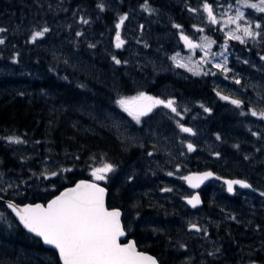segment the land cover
I'll use <instances>...</instances> for the list:
<instances>
[{"label":"trees","instance_id":"16d2710c","mask_svg":"<svg viewBox=\"0 0 264 264\" xmlns=\"http://www.w3.org/2000/svg\"><path fill=\"white\" fill-rule=\"evenodd\" d=\"M99 1L105 6L103 11L97 7ZM184 1L148 0L147 6L155 9L149 12L141 7L145 0H0V28L5 29L0 32V39L5 41L0 44V177L17 178L22 187L20 193L0 191V197L17 203H44L77 180L101 182L92 175L93 169L111 163V173L117 171L122 180L115 187L114 178L103 181L108 190L106 204L122 211L125 229L135 237L138 248L153 254L161 264L186 263L191 247L201 242L188 236L187 225L196 220L211 224L210 231L217 226L228 264H234L236 259L244 261L248 254L260 260L264 257V198L258 197L256 205H238L234 195L219 192V207L214 205V198L206 197L201 207L204 216H198L200 208L191 209L182 202V196H186L183 179L172 183L173 179L160 170L152 176L146 173L147 165L159 166L158 159L174 155L167 147L156 155L150 136L135 122L123 121L124 114L115 103L135 88L151 96H166L162 87L171 84V94L178 96L176 99L194 102L186 106L184 116L192 134L201 133L203 138L201 143L193 139L194 154L190 155L188 171L215 170L217 176L244 179L264 193V142L258 139L262 132L259 136L251 134L237 107L215 96L219 90L211 85L214 76L188 75L183 81L157 70L172 53V42L178 41L175 25H181L188 36L195 32V22H201L204 28L196 34L210 36L217 30L208 26L212 23L206 12L197 6L194 9L199 15L195 20ZM125 14L127 19L120 29L125 43L116 48L115 24ZM82 18L88 23H83ZM132 19L134 27L129 32ZM45 27L49 31L33 42V32ZM77 32L82 35L77 36ZM220 36L219 30L218 40L233 45L229 48L227 80L245 76L250 62H262L264 35L257 36L254 42L248 40L247 45ZM113 56L121 63L116 64ZM146 59L153 66L145 64ZM236 59L240 62H234ZM260 74L264 76V70ZM220 91L230 94L226 87ZM113 119L116 125H126L111 135L107 128ZM157 125L161 128L156 143L166 145L162 139L170 136L179 144L172 122L164 120ZM161 131L169 136L159 135ZM114 134L124 135L123 139L131 137L136 144H124ZM12 136L26 142H10L7 138ZM145 142L150 145H138ZM183 156L187 160L186 152ZM194 158L199 159L193 161ZM46 171L58 175L45 179L41 173ZM213 183L217 190L221 188L218 181ZM0 213L7 214L13 224L10 232L2 226L9 224L7 219L0 220V264H59L53 250L23 230L2 202Z\"/></svg>","mask_w":264,"mask_h":264},{"label":"snow or ice","instance_id":"6c2138e0","mask_svg":"<svg viewBox=\"0 0 264 264\" xmlns=\"http://www.w3.org/2000/svg\"><path fill=\"white\" fill-rule=\"evenodd\" d=\"M245 8L254 9L259 13H264V0H239ZM148 5V0L141 5L145 11H155ZM203 9L207 12L208 19L211 23H217L216 16L214 15V8L211 4L207 3L206 0L203 3ZM101 11L104 9V4L100 3L97 5ZM190 11H197V9H190ZM244 12L237 11L235 17H229L228 23L236 24V30L229 33V36L233 40H238L241 43H246V38L255 39L257 36L264 35V25L260 23L252 24L251 22L246 23L242 32L243 35H237L236 33L241 31V25L238 23L243 17ZM127 19V15L119 17L118 22L115 24L116 29V48H121L124 45V40L121 39L120 29ZM82 22L87 24L88 20L82 18ZM178 29L181 25H175ZM261 31H257V30ZM5 29L0 28V32H4ZM49 31L48 28L35 31L32 34L31 40L35 42L38 38H41ZM77 36L82 35L77 32ZM181 39L185 41L189 48L200 47L191 42L188 36H185L181 32ZM206 43L203 45L205 48H210L211 44L214 43L211 40L205 38ZM5 41L0 39V44ZM95 47V45H90ZM207 55V53H206ZM223 58L222 63H216L215 68L220 69L222 72H229L230 69L227 67V55L225 52L218 54ZM116 64H120L121 61L115 56L112 57ZM173 60H177L178 67L188 68L189 71L194 69L188 67L187 64L180 63L177 56L172 57ZM264 60V56L261 57ZM248 63V61H244ZM195 74H200L196 72ZM204 75L213 74L204 72ZM235 83L239 84L240 80H236ZM220 95L221 99L230 101L232 105L240 108L244 101L240 99L231 98L229 95ZM121 109L128 113L137 123H140L141 117L147 116L157 106H164L176 113L177 116L180 112L177 110L176 102L173 99H160L140 92L138 95L133 97L121 96L115 102ZM187 111V109H185ZM205 111L210 109L205 108ZM248 112L253 117H258L264 120V108L260 110L250 108ZM246 113L241 112V115ZM180 130L185 133H191L192 129L185 127L177 121ZM118 127V124L115 125ZM258 135V133H253ZM219 139V137H217ZM10 142L25 143L19 137H8ZM189 152L194 151L193 144H187ZM152 155V153H149ZM219 155V153H216ZM114 166L111 163H104L101 167L94 168L92 175L96 180H105L106 173L112 172ZM44 175V178H49L48 175ZM51 176L58 175L57 172H51ZM172 175V173H168ZM212 172H205L202 174H194L191 176L183 177L193 188L199 187L200 183L209 177L213 176ZM227 191L232 193L234 191V185H239L242 188H251L252 185L242 180H228L226 181ZM2 190V189H0ZM164 191H171V189H164ZM104 194L105 189L100 187L98 184L81 181L74 188L67 189L61 193L60 196L50 201L47 206L40 204L25 205L23 208L18 207L13 202H7V207L15 212V215L19 218L23 226L31 233L42 238L43 242L48 245H52L59 254L62 264H157L156 260L152 257L145 256L144 254L137 252L135 244L129 242L122 244L119 242V238L125 235L124 229L120 224V212L119 210L113 209L109 211L104 205ZM264 196V193H261ZM3 198L0 197V200ZM199 195H193L188 199V203L193 207L200 204ZM3 213H0V220H5ZM196 228V225H192ZM197 231L199 229L197 228Z\"/></svg>","mask_w":264,"mask_h":264},{"label":"rangeland","instance_id":"374dc122","mask_svg":"<svg viewBox=\"0 0 264 264\" xmlns=\"http://www.w3.org/2000/svg\"><path fill=\"white\" fill-rule=\"evenodd\" d=\"M210 1L211 0H206V2H210ZM227 1H229V0H227ZM201 2H202V4H200ZM204 2H205V0L204 1H202V0H187V2L185 1V3H187L186 4V9H189V10L190 9H194L196 6L198 8L203 9L202 5H203ZM218 2H219V0H212L210 2V4L214 8V15L216 16L217 23H215V24L212 23L211 25L210 24L208 25V26H211V27H214L215 29H217V31H215V32L211 31L210 36H208L206 34H196L194 31H193V33L190 34L191 36H188V35H185V32H183V34L185 36L189 37V39L191 40V42L193 44L201 45L200 47L189 48L184 42L181 41L182 40L181 39V32L182 31H181L180 28L179 29L177 28L178 41H177L176 44L174 42H172V44H173L172 45V50L173 51H171L172 53L169 54V57L167 58V60L165 62H163L160 65V67L157 68V70L159 72H162V73L169 72V73H171L173 75L174 78H176L178 80H183V81L187 80V78L189 77L188 75H191L193 77L194 76L195 77H199V76L201 77L204 72L215 73V75L208 74V75H204L202 77L210 76V75L214 76V78H212L213 80H212V84L211 85L213 86V88L215 90L218 89L219 93H221V95H229L231 98L234 97L235 99H240V100L244 101L242 106L240 108H237V110H239L238 112H240V113L241 112L246 113L245 114L246 116L248 115L247 117L245 115H242V118L246 117L243 120L244 124H246L248 127L250 125L249 128H251L250 130L253 131L251 134L258 133L257 136H259L261 134V132H262V134L260 135V137L258 139L261 140L262 142H264V120H261L258 117H253L248 112V110L250 108L256 109V110H260L261 108H264V76H262L260 74V70H264V68H263L264 60H261L262 62L255 63V66L257 65L256 67L258 69V74H256V77L246 74L245 76H242L240 78H234L233 79V77H237V75L236 76H231L230 78H228V80H230L232 82V84L237 85V88H235L232 84H229V83L222 84L224 82V79H227L225 77L227 76L228 72L227 73L222 72L220 69H217V68L214 67V65L216 63H222L223 62V58L221 56H219V55H213V54H218V53H221V52H225V54L227 55V62H228L229 61V56H230L229 48L232 49V47H231L232 45L225 43L223 39L218 40V37H216V34L220 30L221 33H222V35L220 37L223 38L224 36L225 37L229 36V33L235 31L236 30V24L228 23L229 17H233L234 18L236 13H237V11L244 12L245 11V7L241 3V5L237 4L235 6V8H236L235 11H230L231 7H229L228 9L227 8L225 9V8H221V7L217 6L219 8L218 9L216 7V3L218 4ZM192 6H193V8H192ZM215 8L217 10H215ZM246 10H247V8H246ZM202 11H204V9ZM255 12L259 13L257 11H255ZM193 14H194L193 18L197 19V16L199 14L196 11H195V13L193 12ZM206 15H207V12H206ZM207 17H208V15H207ZM238 23H240V25H241V31L237 32L236 34L242 36L243 35L242 28L245 25V23L242 20L238 21ZM255 23H260V24L264 25V20L258 19L257 21L253 22V24H255ZM201 24H202L201 22L192 23V25L194 26V29H195L196 32H198L200 30H204L203 27H201ZM128 26H129V29H130L129 32H130L131 29H133V27H134L133 26V19L129 21ZM257 31H261V30L258 29ZM205 38H207L208 40H211V41L214 42V43L211 44L210 48L203 47V45L206 43ZM256 38L252 39V38H246L245 37V40L247 41L246 43H241L238 40H235V41L238 42L239 44L247 45L248 44V40H251L252 42H254V41H256ZM169 40H171V38H169ZM262 40H263V44H264V38ZM181 44H182V48H181ZM260 50H261L260 55L263 56L264 55V53H263L264 49L261 48ZM206 53H207V55H206ZM174 56H177L178 61L180 63L187 64L188 67L194 69V71H189L188 68H185V67H178L177 66V60H173L172 59V57H174ZM244 56H249V55L245 54ZM234 62L239 63L240 61H238V59H236ZM145 64L153 66V62L150 59H148V60L146 59L145 60ZM235 71H237L236 68H235ZM196 72H199L200 74H195ZM217 77H219L220 79H218ZM237 79L240 80L239 84L235 83V81ZM238 86H240V87H238ZM165 87L166 88H164V86L162 87V92L166 93V96H164V97L161 96L160 98L165 99V100L166 99H173L176 102V107H177L178 111L180 112V115L177 116L176 113H174V115H172L173 113L171 114L170 111H168L166 109H163V108L162 109H157V111L156 110L154 111L155 113H152L148 117H144V119L142 120L141 123H144L142 128L145 131V134L150 136V140L149 141H151V145L148 144V146L149 145L150 146H154V149H152V151H155V153L157 155L158 152H162V150H163L162 148L167 147V149H169V152L172 153L174 156H172V157L165 156L164 159H158L159 166H150L149 165L148 170L146 171V173H148V171H149V173H150L149 175L152 176V175H154L156 173L157 170H160L161 173L163 172V174L166 177H168L170 179H173L172 183H177L179 180L182 181L183 177H186V175L190 173L188 171V169H189V165L188 164H189V161L192 160L190 155L192 156L194 154V151L189 152L188 149H183V147H187V144H189V143L192 144L193 143V139L197 140V142L201 143V142H203V138H202L201 133H199L200 135L197 134V136H196V135L192 134L193 132H191V133L182 132L180 130L179 125L177 124V121H179V123L183 124L185 127L188 126L187 119L184 116L185 113L188 110L185 111V109H186V106H188V105H190L191 103H194V102L189 100V99H184V100H181V101H180V99H176V97L171 94V92H174L171 84L167 85ZM225 87L229 90L230 94H224L223 91H220V88H222L224 90ZM139 91H140L139 88H135V90L132 91L133 93H129L127 95H124L123 97L136 96V95H138L140 93ZM135 93H138V94L132 95V94H135ZM217 93L218 92H216L215 96L219 97L220 95H217ZM261 99L263 101H261ZM256 103L259 106H257ZM118 108H120V107L118 106ZM75 109L77 110V108H75ZM164 112H166V113H164ZM167 112H169V113L167 114ZM109 115L110 114H108V112H105V116L107 118H110ZM172 117L174 118V120H172ZM124 120H126V118ZM164 120H168V121L172 122L173 126L177 128L178 131L176 133V136H177L178 140H180L179 144L173 142V140L171 138H169L170 136L167 135V134L165 135L162 131L159 133V135L169 136L168 139H164V138L162 139L166 145L160 144L161 142L156 143V139H157V135H158V130L157 129L161 128V126L158 127L157 124H159L160 122H164ZM191 120H193V117L191 118ZM116 122L117 121L115 119H113V124L111 123V125L109 126L110 128H107L108 133L111 134L114 131L117 133L119 130H121V131L124 130L126 123H125V125L118 124V127H117V126H115ZM164 131H165V128H164ZM174 132H175V130H174ZM165 133H166V131H165ZM185 134H187V135L185 136ZM114 135L116 137L118 135L120 140H119V138H117V139L120 142H124V144L126 142H127L126 143L127 145L134 144V143H132V138L131 137L127 136L125 139H123L124 135H123V137H121L120 134H117V135L114 134ZM142 141L143 140H141L139 142H142ZM138 145L142 146V145H144V143L143 144H138ZM156 147H157V149H156ZM176 147H177V149H176L177 153L174 151V149ZM185 152L188 155L187 160L183 156V155H185ZM198 159L199 158H194L193 161H197ZM43 168L47 169L48 166L46 164H44ZM42 173H44L45 175H48V177L51 176L49 171L42 172ZM168 173H172V175H168ZM0 189H2L0 191H6L7 192L9 190V191H12L13 193H20L22 187L19 184V181H18L17 178L2 179L0 177ZM156 200L158 201V196L156 197ZM196 214L198 216H200V217L204 216V213H203L202 209L198 210L196 212ZM3 215H4V217H6L7 222H9V224H2V226L3 227L7 226V228L10 230V232H13V228H12L13 224H10V221L8 219L9 216L7 214H6L7 216L5 214H3ZM193 224H197L198 226H201L200 222H198L197 220L194 221V222H190L188 224V226L191 227ZM217 225L220 226V224H217ZM196 235H197V233H191L189 231V229H188V236L193 237V236H196ZM201 246H202V244H200V245L196 244V245L192 246L191 249H190L189 255H191V254L194 255L197 249H199V251L202 250ZM187 248H188V245H187ZM248 256L251 257L253 255L252 254H248ZM185 260L189 261V258H186ZM199 262H203V259H199Z\"/></svg>","mask_w":264,"mask_h":264},{"label":"flooded vegetation","instance_id":"af4514ba","mask_svg":"<svg viewBox=\"0 0 264 264\" xmlns=\"http://www.w3.org/2000/svg\"><path fill=\"white\" fill-rule=\"evenodd\" d=\"M212 1V0H211ZM210 1V2H211ZM210 2H207V3H209L210 4ZM223 4H224V6H223ZM237 4H239V5H241V3L239 2V0H232V1H229V2H227V0H219V2H218V4L216 5V6H218V7H222V8H229V7H231L230 8V11H235L236 10V8H235V6L237 5ZM216 9V8H215ZM217 10V9H216ZM241 10V9H240ZM252 12V13H251ZM254 13V14H253ZM244 17L241 19L245 24L246 23H248V22H251L252 24H253V22H255V21H257L258 19H261V20H264V13L263 14H261V13H256L255 11H254V9H250V8H247V10H246V8H245V11H244ZM246 16H248V17H246ZM251 16H254V18H252ZM257 16V17H256ZM249 18V19H248ZM251 19V20H250ZM236 57V56H235ZM253 64V65H252ZM252 75H251V74ZM245 75L247 74V75H250V76H256V74H257V67L255 66V63H250V66H249V70H247V71H245V73H244ZM218 78V77H217ZM218 79H220V78H218ZM224 83H229V84H232V82L231 81H229V80H227V79H224V82L222 83V84H224ZM235 88H237V85H234V84H232ZM144 92V91H143ZM145 94H147L148 96H149V94L148 93H146V92H144ZM162 96H164V95H162ZM153 97H156V98H160V96H158L157 97V95L156 96H153ZM160 99H162V98H160ZM166 109V110H168V108H164V106H158L157 108L158 109ZM156 108V109H157ZM155 109V110H156ZM155 110H153L152 111V113H155L154 111ZM178 110V109H177ZM168 111H170L171 112V110L169 109ZM151 113V114H152ZM150 114V115H151ZM124 115H125V118H126V120H129V121H133V122H135V123H137L131 116H129L127 113H125L124 112ZM149 116V115H148ZM147 116V117H148ZM144 119V117H141V121H140V123L142 122V120ZM143 125H144V123H142L141 125H138V126H140V127H143ZM146 143V142H145ZM135 144V143H134ZM134 144H132V145H130L131 147H133L134 146ZM146 144H148V143H146ZM149 153H152V155H153V152L152 151H149L148 152V155H149ZM152 155H149V156H152ZM146 167H149V165H147ZM124 171V170H123ZM198 171H204V170H198ZM205 171H208V170H205ZM212 171V170H211ZM193 171H190V173H192ZM194 172H197L196 170L194 171ZM111 174V175H110ZM106 175V179H108L107 178V176L109 177V178H114L115 179V183L113 184L114 185V187L116 186V185H118V183L122 180V178H121V174H119L117 171H114L113 173H111V172H109V173H106L105 174ZM221 178V179H220ZM219 178V176H217V179L215 180V179H210L209 181H207L204 185H202L200 188H198L197 190H190V189H187V187H186V185L184 184V181H183V185H184V187H186L185 189H186V191H185V194H186V196H184V197H187V196H192V195H194L195 193L196 194H198L199 196L201 195V200H202V205H203V201H204V199L206 198V197H209V198H211V200H213V198L215 199L214 200V205H220V203H221V196L219 195V192H223V191H226V192H228L227 191V186H225L226 184H225V182L223 181L224 179H226V178H224V177H220ZM223 178V179H222ZM105 179V180H106ZM230 179H232V178H230ZM229 179V180H230ZM236 179H238V180H243V181H246V180H244V179H241V178H236ZM105 180H101V183H103V181H105ZM213 181H218L220 184H221V188L219 189V190H217L215 187H214V183H213ZM247 183H249L248 181H246ZM213 183V184H212ZM222 183H224V184H222ZM250 184V183H249ZM203 186H204V188H203ZM208 187V188H207ZM226 187V188H225ZM235 189H234V191L232 192V193H229L230 194V196H233V195H235V198H236V201L238 202V204H248L249 203V205H252V204H255V202L258 200V197H260V198H264V196H262L261 195V192H259V191H257L255 188H253V187H251V189L250 188H241V187H234ZM107 189V188H106ZM200 189V190H199ZM211 189V190H210ZM243 189V190H242ZM202 190V191H201ZM108 191V190H107ZM192 192V193H191ZM210 192H213V194H212V196H208L209 194H210ZM237 192V193H236ZM241 192V193H240ZM188 193V194H187ZM242 195V196H241ZM238 196V197H237ZM216 197V198H215ZM184 199V198H183ZM183 199H182V201H183ZM184 202V201H183ZM202 205L201 206H199V208L201 209V207H202ZM219 207V206H218ZM197 225V224H196ZM201 226H200V229H199V226L197 225L196 227L199 229V231H197V228H193V229H191V230H189L191 233H197V235L196 236H193V237H197V238H199L200 240H201V242H198V243H195V245L196 244H202V250H200L199 251V249H197L196 250V252H195V254L193 255V254H191V255H189V254H187L186 255V258H189V261H186L185 260V262L186 263H184V264H209L210 262V264H228L225 260H226V258H225V255L223 254V242L222 241H220V240H218V236H220V234H219V229H217V231H216V229L215 228H217V226L214 228V230L213 231H210L209 230V225H211V224H200ZM217 225V224H216ZM236 227H240L241 225H245L246 226V224H234ZM221 226V225H220ZM219 226V227H220ZM189 227V226H188ZM189 229V228H188ZM208 229V230H207ZM216 231V232H215ZM207 236V237H206ZM133 238L134 240H135V237L133 236V235H131V236H127V239H126V241L129 239V238ZM193 237H191V239L193 238ZM206 237V240L207 241H205L204 240V238ZM213 242V243H212ZM209 245V246H208ZM213 246V247H212ZM190 252V251H189ZM214 253V254H213ZM216 255V256H215ZM199 259H203V262H199ZM240 260V259H239ZM238 259H236L235 260V263L234 264H264V257H261L260 258V260L259 259H257V257H255L254 255L253 256H251V257H249L248 255H246L245 256V259H244V261H239ZM205 262V263H204ZM223 262V263H222ZM180 264H183V263H180Z\"/></svg>","mask_w":264,"mask_h":264},{"label":"water","instance_id":"95a60500","mask_svg":"<svg viewBox=\"0 0 264 264\" xmlns=\"http://www.w3.org/2000/svg\"><path fill=\"white\" fill-rule=\"evenodd\" d=\"M205 172H212L211 170H208V171H197V172H192V173H189L188 175H186V176H191V175H194V174H202V173H205ZM213 173V172H212ZM214 175L213 176H211V177H209L208 179H206V180H204L202 183H200V185H199V187H197V188H193L185 179H184V184L186 185V187H188L189 189H191V190H197L198 188H200L202 185H204L207 181H209L210 179H217V176L215 175V173H213ZM229 179H224L223 181L225 182V184H226V181H228ZM231 180V179H230ZM81 181H86V182H89V183H95V184H98L100 187H102V188H104L105 189V194H104V205H105V207L109 210V211H111V210H113V209H116V210H119V212H120V224H121V227L124 229V227H123V223H122V213H121V210L119 209V208H109L108 206H107V204H106V199H107V189L103 186V185H101V184H99V183H97V182H94V181H91V180H86V179H81V180H77V181H75L73 184H71V185H68V186H66V187H64V188H62L61 190H59V192L56 194V195H54L53 197H51L50 199H48L46 202H35V203H17V202H15L14 200H12V199H2V200H0L5 206H6V208L10 211V213L14 216V218L16 219V221L18 222V224H19V226L23 229V230H25L27 233H30L31 235H33V236H35L36 238H38L39 239V241L41 242V244L45 247V248H49V249H51V250H53L55 253H56V255H57V259H58V262H59V264H62V261H61V259H60V257H59V254H58V251L52 246V245H48V244H45L44 242H43V240H42V238H40V237H38V236H36L34 233H31V232H29L24 226H23V224L20 222V220H19V218L15 215V212H13L11 209H9L8 207H7V202H9V201H11V202H13L15 205H17L18 207H20V208H23L25 205H29V204H31V205H35V204H40V205H43V206H47V204L50 202V201H52L53 199H55L56 197H58V196H60L61 195V193H63V192H65L67 189H70V188H74L78 183H80ZM243 181V180H242ZM226 186H227V184H226ZM233 187H240L239 185H234ZM242 188V187H241ZM251 189V188H250ZM194 195H198V194H194ZM193 196V195H192ZM192 196H189V197H186V198H184L183 199V201L191 208V209H195L196 207H199V206H201L202 205V200H201V198H200V204H198L197 206H195V207H193L191 204H189L188 203V199H190ZM200 197V196H199ZM193 227L191 226L190 227V229H192ZM125 231V230H124ZM126 238V232H125V235L124 236H122V237H120L119 238V242L120 243H122V244H127V243H129V242H133L134 244H135V248H136V251L137 252H140V253H142V254H144L145 256H149V257H152V258H154L155 260H156V262H157V264H160L159 262H158V260H157V258L154 256V255H152V254H150V253H148V252H144V251H140V250H138V248H137V246H136V243H135V241L133 240V238H129L127 241H125L124 242V239Z\"/></svg>","mask_w":264,"mask_h":264},{"label":"bare ground","instance_id":"6f19581e","mask_svg":"<svg viewBox=\"0 0 264 264\" xmlns=\"http://www.w3.org/2000/svg\"><path fill=\"white\" fill-rule=\"evenodd\" d=\"M202 1H204V0H202ZM230 1V0H229ZM229 1H227V2H229ZM232 1V0H231ZM234 1V0H233ZM237 1V0H236ZM185 2V1H184ZM186 2H187V0H186ZM97 3H100V1L99 2H97ZM116 3V2H115ZM189 3V2H188ZM181 4H182V2H181ZM187 4V3H186ZM190 4V3H189ZM188 4V5H189ZM195 4V3H194ZM200 4H202V2L200 3ZM121 6V5H120ZM223 6H224V4H223ZM105 7V6H104ZM115 7V6H114ZM217 7V6H216ZM125 8V7H124ZM188 8V7H187ZM192 8H193V6H192ZM196 8V7H195ZM218 8V7H217ZM222 8V7H221ZM219 9V8H218ZM125 10V9H124ZM123 10V11H124ZM187 10H189V9H187ZM216 10V9H215ZM222 10V9H221ZM107 11V10H106ZM112 11H114V10H112ZM116 11V10H115ZM139 11V10H138ZM197 12V11H196ZM217 12V11H216ZM106 13V12H105ZM195 13V12H194ZM252 13V12H251ZM116 14V13H115ZM254 14V13H253ZM261 14H263V13H261ZM111 15H113V14H111ZM117 15V14H116ZM191 15V14H190ZM194 15V14H193ZM264 15V14H263ZM205 16V15H204ZM194 17V16H193ZM246 17H248V16H246ZM252 18H254V16H251ZM257 17V16H256ZM204 18V17H203ZM249 19V18H248ZM196 20V19H195ZM197 20H198V18H197ZM251 20V19H250ZM117 21V20H116ZM136 21V20H135ZM167 23V22H166ZM211 25V24H210ZM198 26V25H197ZM124 28H126V27H124ZM187 28H188V26H187ZM187 28H186V30H187ZM196 28V27H195ZM207 28V27H206ZM175 29V28H174ZM204 29V28H203ZM182 31V30H181ZM217 31V30H216ZM180 32V31H179ZM184 32V31H183ZM196 32V31H195ZM204 32V31H203ZM123 33V32H122ZM173 33V32H172ZM178 33V32H177ZM206 33V32H205ZM105 34V33H104ZM195 35V34H194ZM221 35H222V33H221ZM114 36V35H113ZM191 36V35H190ZM213 36V35H212ZM191 38V37H190ZM116 39H114V41H115ZM183 41V40H182ZM230 41V40H229ZM251 41V40H250ZM261 41V40H260ZM113 42V41H112ZM229 43H231V41L229 42ZM234 43V42H233ZM232 43V44H233ZM236 43V42H235ZM250 43V42H249ZM114 44H115V42H114ZM221 44V43H220ZM258 44V43H257ZM233 46V45H232ZM231 46V47H232ZM262 46V45H261ZM253 47V46H252ZM123 50V49H122ZM143 51V50H142ZM261 51V50H260ZM128 52V51H127ZM256 53V52H255ZM261 53V52H260ZM264 53V52H263ZM124 55V54H123ZM252 55V54H251ZM255 55V54H254ZM106 56V55H105ZM264 56V55H263ZM124 58H126V57H124ZM251 58V57H250ZM98 60V59H97ZM249 62V61H248ZM257 62V61H256ZM107 63V62H106ZM251 63V62H250ZM96 64V63H95ZM135 64V63H134ZM263 64V63H262ZM98 65V64H97ZM253 65V64H252ZM257 66V65H256ZM124 67V66H123ZM148 68V67H147ZM144 69V68H143ZM151 69V68H150ZM180 71V70H179ZM182 72V71H181ZM139 73V72H138ZM233 74H235V73H233ZM251 74V73H250ZM144 75V74H143ZM252 75V74H251ZM138 76H139V74H138ZM141 76V75H140ZM229 76V75H228ZM202 77V76H201ZM206 77V76H205ZM256 77V76H255ZM254 77V78H255ZM251 78V77H250ZM129 79V78H128ZM203 79V78H202ZM209 79H211V78H209ZM258 80V79H257ZM256 80V81H257ZM153 81V80H152ZM156 81V80H155ZM209 81V80H208ZM252 81V80H251ZM141 82H142V80H141ZM154 82V81H153ZM243 82V81H242ZM261 82V81H260ZM156 83V82H155ZM246 83V82H245ZM251 83V82H250ZM142 84V83H141ZM144 85H146L145 83H143ZM214 84V83H213ZM129 85V84H128ZM130 87V86H129ZM149 87V86H148ZM151 87V86H150ZM240 87V86H239ZM160 88V87H159ZM243 88V87H242ZM145 89V88H144ZM154 89V88H153ZM124 90V89H123ZM129 90V89H128ZM138 90V89H137ZM158 90V89H157ZM144 93V92H143ZM163 93V92H162ZM118 95V94H117ZM149 95H151V94H149ZM159 95V94H158ZM160 97H161V95H159ZM164 97V96H163ZM178 97V96H177ZM176 97V98H177ZM244 97V96H243ZM173 98V97H172ZM234 98V97H233ZM259 98V97H258ZM257 98V99H258ZM244 99V98H243ZM260 99V98H259ZM167 100V99H166ZM247 100V99H246ZM261 101H263L262 99H261ZM249 103V102H248ZM247 104V103H246ZM257 104V103H256ZM257 106H259L258 104H257ZM160 107V106H159ZM251 107V106H250ZM255 107V106H254ZM162 108V107H161ZM165 108V107H164ZM257 108V107H256ZM158 109V108H157ZM157 109H156V111H157ZM155 110V109H154ZM169 110V109H168ZM243 110V109H242ZM245 110V109H244ZM247 110V109H246ZM159 112V111H158ZM164 113H166V112H164ZM163 113V114H164ZM169 112H167V114H168ZM173 112H171V114H172ZM174 114V113H173ZM219 115H222V114H219ZM246 116V115H245ZM248 116V115H247ZM246 116V117H247ZM250 116V115H249ZM218 117V120H219V116H217ZM221 117V116H220ZM246 117H244V118H246ZM172 120H174V118L172 117ZM177 120V119H176ZM223 120H224V118H223ZM196 121H198V119H196ZM246 122V121H245ZM217 123V122H216ZM224 123V122H223ZM247 123V122H246ZM202 124V123H201ZM155 126V125H154ZM203 126H204V124H203ZM188 127V126H187ZM249 127H250V125H249ZM176 130H177V128L176 127H174ZM244 128V127H243ZM218 129V128H217ZM251 129V128H250ZM103 130V129H102ZM158 130V129H157ZM253 130V129H252ZM178 131V130H177ZM176 131V132H177ZM208 131V130H207ZM219 131V130H218ZM221 132V131H220ZM249 132V131H248ZM250 132L252 133L253 131H251L250 130ZM249 132V133H250ZM187 134H185V136H186ZM181 136V135H180ZM223 136V135H222ZM253 136V135H252ZM217 137V136H216ZM23 138H25V137H23ZM182 138V137H181ZM188 138V137H187ZM251 139H252V137H251ZM252 140H254V139H252ZM184 141V140H183ZM124 143V142H123ZM208 144H209V142H208ZM144 145H146L145 143H144ZM155 145V144H154ZM144 149V148H143ZM146 149H148V148H146ZM45 155V154H44ZM94 158V157H93ZM118 160V159H117ZM184 161V160H183ZM234 162H236V161H234ZM131 163V162H130ZM97 166V165H96ZM95 166V167H96ZM125 169V168H124ZM166 169V168H165ZM201 170V169H200ZM206 169H204V171H205ZM208 170H211V169H208ZM196 171H198V170H196ZM215 171V170H214ZM213 171V172H214ZM253 171V170H252ZM194 172V171H193ZM237 173V172H236ZM245 173V172H244ZM111 175V174H110ZM217 175V174H216ZM238 175V174H237ZM242 175V174H241ZM229 176H231V175H229ZM235 176V175H234ZM107 178L109 179V177L107 176ZM219 178H220V176H219ZM224 178H226V177H224ZM221 179V178H220ZM223 179V178H222ZM227 179H230V178H228L227 177ZM216 180V179H215ZM231 180H238V179H236L235 177L234 178H232ZM107 181H109V180H107ZM106 182V181H105ZM208 183V182H207ZM222 184H224V183H222ZM27 185V184H26ZM226 186V185H225ZM203 188H204V186H203ZM208 188V187H207ZM226 188V187H225ZM239 188V187H238ZM187 189H189L188 187H187ZM235 189V188H234ZM191 190V189H190ZM200 190V189H199ZM211 190V189H210ZM243 190V189H242ZM20 191V190H19ZM198 191V190H197ZM202 191V190H201ZM120 192V191H119ZM192 193V192H191ZM237 193V192H236ZM241 193V192H240ZM2 194V193H1ZM185 194V193H184ZM188 194V193H187ZM228 195V194H227ZM1 196V195H0ZM235 196V195H234ZM242 196V195H241ZM182 197H184V196H182ZM200 197H201V195H200ZM230 197V196H229ZM238 197V196H237ZM183 202V201H182ZM204 202V201H203ZM1 203V202H0ZM239 205V204H238ZM248 205H249V203H248ZM256 205V204H255ZM237 207V206H236ZM114 208V207H113ZM199 208V207H198ZM243 208V207H242ZM189 210H191V209H189ZM248 210V209H247ZM193 211V210H192ZM197 211V210H196ZM240 212V211H239ZM246 212V211H245ZM194 218V217H193ZM191 225V224H190ZM196 225V224H195ZM221 225V224H220ZM188 226V225H187ZM197 226V225H196ZM210 226V225H209ZM197 228V227H196ZM199 229H200V226H199ZM225 233V232H224ZM207 237V236H206ZM199 239V238H198ZM197 239V240H198ZM213 243V242H212ZM209 246V245H208ZM189 247V246H188ZM213 247V246H212ZM189 254V253H188ZM214 254V253H213ZM216 256V255H215ZM183 257V256H182ZM205 263V262H204ZM211 263V262H210ZM209 263V264H210ZM223 263V262H222Z\"/></svg>","mask_w":264,"mask_h":264}]
</instances>
